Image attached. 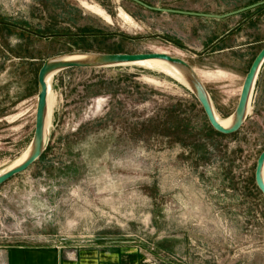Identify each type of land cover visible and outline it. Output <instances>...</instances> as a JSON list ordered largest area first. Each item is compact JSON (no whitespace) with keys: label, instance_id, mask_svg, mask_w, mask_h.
I'll return each instance as SVG.
<instances>
[{"label":"rangeland","instance_id":"374dc122","mask_svg":"<svg viewBox=\"0 0 264 264\" xmlns=\"http://www.w3.org/2000/svg\"><path fill=\"white\" fill-rule=\"evenodd\" d=\"M142 1L225 14L263 0ZM220 25L132 0H0V173L33 140L38 73L55 56L164 52L196 69L218 116L233 115L247 65L240 49L221 52L236 38L209 47ZM51 83L47 148L0 186V247L131 246L148 264H264L255 181L264 66L243 125L229 135L186 85L146 66L67 69Z\"/></svg>","mask_w":264,"mask_h":264},{"label":"water","instance_id":"95a60500","mask_svg":"<svg viewBox=\"0 0 264 264\" xmlns=\"http://www.w3.org/2000/svg\"><path fill=\"white\" fill-rule=\"evenodd\" d=\"M145 8L171 12L184 15L200 16L206 18L223 19L232 15L240 14L242 12L255 9L264 5V0L242 7L240 9L225 13L213 14L202 13L193 11H184L178 9H168L149 5L142 0H132ZM157 59L163 60L167 63L179 68L187 82L189 89L194 93L196 99L202 106L210 125L219 133L229 135L237 132L243 125L249 106V102L256 84V80L260 68L264 62V47L254 59L246 77L244 79L238 105L233 113L232 122L229 126L225 127L218 120L213 106V102L207 87L203 80L197 73L196 69L182 58L169 55L164 52H149V53H91V52H74L65 56H55L46 59L38 73V94H37V107H36V120L35 131L33 140L30 144V151L27 158L19 165L10 169L4 170L0 173V186L14 177L15 175L25 171L36 160H38L45 152L49 136L45 135L46 119L48 112V93L49 87L47 84V77L52 73H57L67 69H83V68H104L113 66L130 65L135 62ZM255 181L259 190L264 195V150L259 155L255 170Z\"/></svg>","mask_w":264,"mask_h":264},{"label":"crops","instance_id":"0c3cea01","mask_svg":"<svg viewBox=\"0 0 264 264\" xmlns=\"http://www.w3.org/2000/svg\"><path fill=\"white\" fill-rule=\"evenodd\" d=\"M242 16V17H241ZM200 17V16H199ZM264 7L252 9L223 19L207 18L219 22L224 32L213 44H221L228 39L236 38L238 45L225 44L221 52H231L240 49V59L247 65L248 73L254 59L264 47ZM206 18V17H204ZM6 26L27 30L23 26L12 22H5ZM260 68L257 80L263 69ZM246 77V76H245ZM256 80V82H257ZM0 264H148L145 256L136 247L120 246L109 249L79 248L69 250L62 247H0Z\"/></svg>","mask_w":264,"mask_h":264},{"label":"bare ground","instance_id":"6f19581e","mask_svg":"<svg viewBox=\"0 0 264 264\" xmlns=\"http://www.w3.org/2000/svg\"><path fill=\"white\" fill-rule=\"evenodd\" d=\"M85 4L88 8L93 9L99 13H103V10L101 8H99L98 6H94V5H91L88 3H85ZM122 15H123V13H122ZM125 16L130 18L128 15H125ZM134 64L140 65V66H146L148 68H152V69H155L157 71L163 72L164 74L170 75L172 78H177L182 84L189 87V83L187 82L183 72L179 68L167 63L166 61L157 60V59H148V60H142V61L135 62ZM54 74L55 73H52L47 77V84L49 87V93H48V112H47L46 127H45V135L46 136H49V127H50V123H51V116H52L53 105H54V94L52 91V83H51V81L54 77ZM251 100H252V96H251V99L249 102L247 114L249 113V111L251 109ZM217 118L221 122V124L224 125L225 127L229 126L232 122V116L223 119L217 115ZM29 151H30V146L27 148V150H25V152L19 158H17L8 168L7 167L6 168L10 169V168L15 167V166L19 165L20 163H22L27 158ZM7 169H5V170H7Z\"/></svg>","mask_w":264,"mask_h":264}]
</instances>
